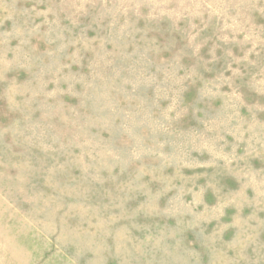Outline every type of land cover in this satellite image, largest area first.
Segmentation results:
<instances>
[{
    "label": "rangeland",
    "instance_id": "rangeland-1",
    "mask_svg": "<svg viewBox=\"0 0 264 264\" xmlns=\"http://www.w3.org/2000/svg\"><path fill=\"white\" fill-rule=\"evenodd\" d=\"M0 264H264V0H0Z\"/></svg>",
    "mask_w": 264,
    "mask_h": 264
}]
</instances>
